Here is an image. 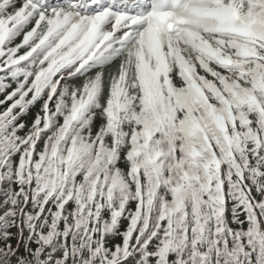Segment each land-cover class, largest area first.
<instances>
[{
	"label": "snow or ice",
	"instance_id": "1",
	"mask_svg": "<svg viewBox=\"0 0 264 264\" xmlns=\"http://www.w3.org/2000/svg\"><path fill=\"white\" fill-rule=\"evenodd\" d=\"M0 97V264H264V0H0Z\"/></svg>",
	"mask_w": 264,
	"mask_h": 264
},
{
	"label": "trees",
	"instance_id": "2",
	"mask_svg": "<svg viewBox=\"0 0 264 264\" xmlns=\"http://www.w3.org/2000/svg\"><path fill=\"white\" fill-rule=\"evenodd\" d=\"M0 98H2V97H0ZM38 107H39V106H37L36 108H34V109L32 110L33 114L35 113V111H38ZM123 223H125V222H122V226H123Z\"/></svg>",
	"mask_w": 264,
	"mask_h": 264
}]
</instances>
